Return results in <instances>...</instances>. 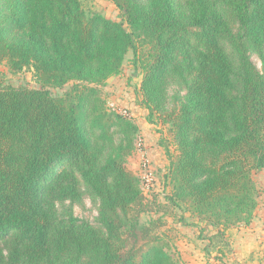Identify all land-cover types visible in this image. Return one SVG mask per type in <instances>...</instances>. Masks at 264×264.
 Segmentation results:
<instances>
[{"label":"trees","instance_id":"16d2710c","mask_svg":"<svg viewBox=\"0 0 264 264\" xmlns=\"http://www.w3.org/2000/svg\"><path fill=\"white\" fill-rule=\"evenodd\" d=\"M113 2L122 20L87 11L83 0H0V64L33 68L41 83L16 87L0 77V264H181L158 233L164 214L142 220L163 206L125 166L138 127L101 97L129 52L149 120L169 125L162 144L171 206L203 224L205 250L220 257L232 250L228 230L255 217L264 0ZM172 78L186 92L167 109ZM83 187L99 202L97 225L72 209L59 213Z\"/></svg>","mask_w":264,"mask_h":264},{"label":"rangeland","instance_id":"374dc122","mask_svg":"<svg viewBox=\"0 0 264 264\" xmlns=\"http://www.w3.org/2000/svg\"><path fill=\"white\" fill-rule=\"evenodd\" d=\"M83 2L87 11H97L107 18L122 20L121 12L113 0H83ZM133 58V52H129L124 61L122 71L118 75L111 77L100 87V90L101 97L104 99L105 107L108 111L128 116L138 127L134 143L135 151L127 157L125 166L128 170L136 172L141 177V187L145 195L150 200L154 199L157 206L159 204L163 206L160 211H156L155 209L150 214H143L142 220L149 221L151 218H158L164 214L163 220L165 223L158 229V233L172 244V250L176 253V258H179L181 264H223L220 259H217L219 253L213 252L212 254H208L205 247L201 252L203 255L202 259L200 258L198 262L195 260L188 262V258L191 256L186 254L187 242H189L190 237L204 240L200 236L203 224L198 219H194L189 211L183 208L172 207L166 199L171 188L166 184L165 180L169 160L162 140L168 137L169 125L159 117H154V123L149 120V110L141 105L139 93L142 81L141 69L134 65ZM251 58L255 65L262 70L263 62L259 54L252 53ZM0 77L4 79L6 85L41 88V83L33 68H24L18 73H13L6 62H3L0 64ZM72 86L73 83L71 82L64 87L50 88V90L53 95L58 96L66 93ZM185 92L181 80L179 78H172L168 86L167 104L165 107L167 109L173 108L178 98L182 97ZM253 174L255 176L253 178L256 184L258 183L259 189L258 207L260 203L261 205L264 203V174L259 175L257 172H253ZM157 206L155 207L157 208ZM98 208V200L84 187L81 190L80 199L74 202L66 200L59 203V213L61 215L67 214L72 209L76 217L91 221L96 225L98 224ZM256 210L257 208L255 209V213ZM182 216H184V220H180ZM235 228L228 230L230 241H232L234 235L231 230ZM201 243L206 246L205 241H201ZM231 249L226 255L219 256L225 263L230 261L233 264L234 262L232 245Z\"/></svg>","mask_w":264,"mask_h":264},{"label":"crops","instance_id":"0c3cea01","mask_svg":"<svg viewBox=\"0 0 264 264\" xmlns=\"http://www.w3.org/2000/svg\"><path fill=\"white\" fill-rule=\"evenodd\" d=\"M254 172H257V174L259 175L264 174V170H257ZM263 224H264V203L262 205L260 203V205H258L257 207L255 217L250 225L241 226L231 230L233 231L234 234L231 241V245L234 251L233 264H264V225ZM201 241H205V240H199L194 237L189 238V242H187L186 254L190 255L191 257L188 258V262L192 260L198 262L200 258L201 259L203 258L201 252L204 250L205 244H202ZM194 256H196V258H194ZM227 263L232 264V262L230 263V261Z\"/></svg>","mask_w":264,"mask_h":264}]
</instances>
